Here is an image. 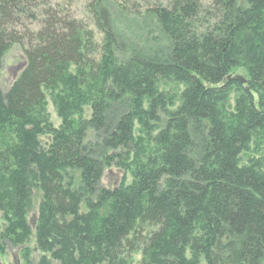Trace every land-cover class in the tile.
Returning <instances> with one entry per match:
<instances>
[{"label": "trees", "instance_id": "16d2710c", "mask_svg": "<svg viewBox=\"0 0 264 264\" xmlns=\"http://www.w3.org/2000/svg\"><path fill=\"white\" fill-rule=\"evenodd\" d=\"M87 9L101 45L67 6L0 0V133L16 141L0 160L27 238L41 194L38 264H128L136 251L139 264H264V172L239 162L264 127V0H89ZM254 26L263 27L249 44ZM24 41L27 66L4 92V59ZM240 57L249 79L234 76ZM71 65L100 85L88 119L55 129L45 90ZM163 78L186 85L175 110L156 89ZM233 89L243 126L218 109ZM136 121L159 156L132 185L105 187Z\"/></svg>", "mask_w": 264, "mask_h": 264}, {"label": "rangeland", "instance_id": "374dc122", "mask_svg": "<svg viewBox=\"0 0 264 264\" xmlns=\"http://www.w3.org/2000/svg\"><path fill=\"white\" fill-rule=\"evenodd\" d=\"M135 1L144 3L156 0H132V2ZM52 2L67 6L76 19L88 26L85 33L93 34L98 45L103 43L102 32L87 9L89 0H52ZM262 27L254 26L244 33L243 39L248 37L249 44H252L250 40H258L256 37L261 33ZM32 29L38 30L39 28L33 26ZM19 31L24 34L22 29ZM254 45H257V42ZM26 46L27 41L12 45L4 59L1 71V87L4 92L11 88L27 66ZM95 56L98 57V53ZM234 76L250 78V67L242 57H240V64L234 70ZM85 80L82 79L77 68L71 65L53 89L45 90L46 98L42 111L53 128H74L90 117L91 97L89 91L93 87L92 91L96 93L100 84L92 82L90 76ZM156 89L159 93L167 96L170 110H175L181 105L186 85L163 78L157 82ZM144 105L148 106L146 101ZM218 109L229 125H245V117L242 114V97L237 89H233L218 103ZM43 140L47 142L49 139L46 137ZM15 144L14 138L0 133V154L4 155L7 148L13 147ZM158 151V146L153 142V139L148 137L145 129L136 121L132 144L122 150L121 159L106 169L102 185L108 188L132 185L140 171L150 168L149 162L159 156ZM239 162L242 167L254 166L264 172V127L252 132L250 142L242 152ZM2 167L3 163L0 160V264H38L41 251L38 248L36 232L42 203L41 194L36 195L34 209L27 219L33 231L32 235L27 238L20 223L13 215L9 175L2 170ZM142 258V252L136 251L132 254L128 264H139ZM55 264L59 263L55 262Z\"/></svg>", "mask_w": 264, "mask_h": 264}, {"label": "water", "instance_id": "95a60500", "mask_svg": "<svg viewBox=\"0 0 264 264\" xmlns=\"http://www.w3.org/2000/svg\"><path fill=\"white\" fill-rule=\"evenodd\" d=\"M242 82H245V81H242Z\"/></svg>", "mask_w": 264, "mask_h": 264}]
</instances>
